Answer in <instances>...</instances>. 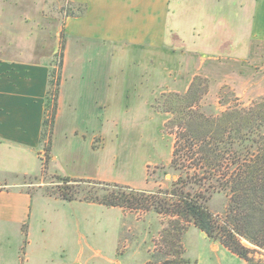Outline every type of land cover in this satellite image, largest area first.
Returning a JSON list of instances; mask_svg holds the SVG:
<instances>
[{"label": "crops", "instance_id": "crops-1", "mask_svg": "<svg viewBox=\"0 0 264 264\" xmlns=\"http://www.w3.org/2000/svg\"><path fill=\"white\" fill-rule=\"evenodd\" d=\"M67 1L84 6L85 11L63 23L66 41L47 153L48 171L53 175L124 184L117 179L115 158L108 159L105 148L108 132L116 138L115 127L128 113L120 63L125 58L148 65L167 62L173 51L179 54L185 73L188 54L194 55L198 59L196 74L211 78L228 68L226 81L221 83L231 86L238 96L240 91L249 92L250 101L264 97V0H175L173 5L172 0ZM182 16L193 17L190 27L181 22ZM12 54L0 53V222L10 224L21 235L25 224L30 234L32 231L33 194L17 189L16 178L37 175L39 170L50 64ZM108 61L111 72L107 71ZM69 65L75 80L66 84L63 74ZM152 70L155 74V65ZM150 103H144L149 106L143 109V120ZM39 197L43 202L65 205ZM70 206L81 212L99 210L92 204ZM19 248L0 264H20Z\"/></svg>", "mask_w": 264, "mask_h": 264}, {"label": "rangeland", "instance_id": "rangeland-1", "mask_svg": "<svg viewBox=\"0 0 264 264\" xmlns=\"http://www.w3.org/2000/svg\"><path fill=\"white\" fill-rule=\"evenodd\" d=\"M174 2L172 0V5ZM84 11V6H75L67 0H0V53H22L28 60H44L50 64L49 68L54 71V76H58L60 69L57 55L60 44L63 43L65 47L66 41L62 30L64 20L71 12L75 13L74 16H79ZM174 17L178 23L180 19L177 11ZM192 20L193 17L190 16L181 17V22L185 21L186 27H190ZM10 27L13 28L12 31L9 30ZM172 30L178 32L177 29ZM186 31L189 42V29ZM190 32L193 33V30ZM57 33L60 34L57 36ZM207 54L210 53H204ZM167 57V62L148 65L126 58L120 62L123 71L122 91L124 101L129 106L128 113L123 114L121 123L115 127L116 138L108 132L105 150L108 159L115 158V171L119 182L128 184H118L128 187L122 189L124 192L165 189L170 180L175 178L171 173L164 175L168 172L173 144V136L164 129V123L170 114L156 111L153 104L163 93H184L194 76H205L196 74L198 59H194V55L188 54L185 73L179 64L182 62H179L178 53L172 51ZM154 65L155 74L152 70ZM224 67L226 68L225 65ZM112 68L108 61L107 71L111 72ZM135 71H138L137 76ZM228 71L226 68L216 75L213 74V83L211 78L206 77L209 80V91L203 103L216 105L224 86L233 91L245 105L256 99L250 101L249 92L245 90L240 91L241 95L238 96L231 86L221 83L226 81ZM71 74L72 68L69 65L63 74L66 84L75 80ZM161 84L165 85L160 87ZM148 100L151 101V108L147 110V119L143 120V109L149 106L144 107V103ZM46 146L47 139L41 142L40 149L45 152ZM41 150L38 153L37 175L16 178V182L20 184L17 189L33 194L31 234L27 224L21 227L20 235L10 224L0 222V262L6 261V257L12 253L16 254L18 246L20 264H149V255L158 251L156 245L159 243V233L166 226V220L153 212L110 207L86 200L100 201L110 191H118L116 187L99 184L107 182H70L67 192L73 200H63L60 189L64 185L58 184L56 175L48 171L46 152L44 159L40 158ZM39 195L65 205L43 202ZM222 199L216 198L213 206L219 208L223 204ZM74 204H92L99 210L86 208L81 212L71 208L70 205ZM182 244L184 256L190 264H244L219 243L210 241L193 224L186 228ZM257 257L256 255L255 258Z\"/></svg>", "mask_w": 264, "mask_h": 264}, {"label": "trees", "instance_id": "trees-1", "mask_svg": "<svg viewBox=\"0 0 264 264\" xmlns=\"http://www.w3.org/2000/svg\"><path fill=\"white\" fill-rule=\"evenodd\" d=\"M74 15L71 12L67 16ZM63 50L62 43L57 55L60 74L49 72L40 139L48 142L46 160L57 110ZM208 91L209 80L196 75L184 93H163L153 104L156 111L170 114L164 129L173 136V144L164 175L171 173L175 178L167 188L124 192L122 189L128 187L98 182L118 191H110L100 201L86 199L110 207L153 212L166 220L159 233L158 251L149 255V264H190L182 244L189 224L246 264H264V97L245 105L224 86L216 105L205 104ZM55 178L64 185L61 198L73 200L67 186L78 180ZM218 197L223 198L219 208L213 206Z\"/></svg>", "mask_w": 264, "mask_h": 264}, {"label": "built area", "instance_id": "built-area-1", "mask_svg": "<svg viewBox=\"0 0 264 264\" xmlns=\"http://www.w3.org/2000/svg\"><path fill=\"white\" fill-rule=\"evenodd\" d=\"M44 153H45V152H44L43 150H41V153H40V154H41V156H40V158H43V156H44ZM43 159H44V158H43Z\"/></svg>", "mask_w": 264, "mask_h": 264}]
</instances>
